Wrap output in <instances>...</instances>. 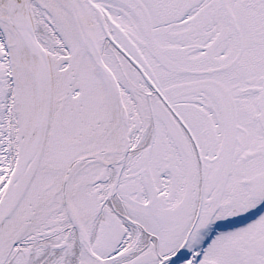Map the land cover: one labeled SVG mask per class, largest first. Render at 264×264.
<instances>
[{
    "label": "snow or ice",
    "instance_id": "snow-or-ice-1",
    "mask_svg": "<svg viewBox=\"0 0 264 264\" xmlns=\"http://www.w3.org/2000/svg\"><path fill=\"white\" fill-rule=\"evenodd\" d=\"M0 264H264V0H0Z\"/></svg>",
    "mask_w": 264,
    "mask_h": 264
}]
</instances>
